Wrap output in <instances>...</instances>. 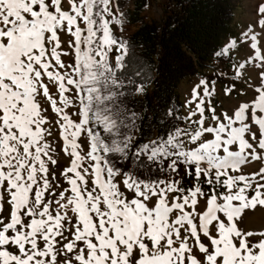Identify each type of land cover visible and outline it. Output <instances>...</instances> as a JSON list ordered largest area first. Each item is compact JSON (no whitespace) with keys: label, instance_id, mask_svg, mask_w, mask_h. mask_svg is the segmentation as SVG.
Returning a JSON list of instances; mask_svg holds the SVG:
<instances>
[{"label":"snow or ice","instance_id":"snow-or-ice-1","mask_svg":"<svg viewBox=\"0 0 264 264\" xmlns=\"http://www.w3.org/2000/svg\"><path fill=\"white\" fill-rule=\"evenodd\" d=\"M125 22L120 0H0V264H264V0L148 136Z\"/></svg>","mask_w":264,"mask_h":264},{"label":"trees","instance_id":"trees-1","mask_svg":"<svg viewBox=\"0 0 264 264\" xmlns=\"http://www.w3.org/2000/svg\"><path fill=\"white\" fill-rule=\"evenodd\" d=\"M120 0L126 23L137 29L126 40L131 57L141 68L146 95L132 98L145 121V135L157 131L153 114L172 105L182 111L178 84L206 69L210 53L229 33L233 18L232 0H163L164 17L160 23L148 22L142 13L148 0Z\"/></svg>","mask_w":264,"mask_h":264},{"label":"rangeland","instance_id":"rangeland-1","mask_svg":"<svg viewBox=\"0 0 264 264\" xmlns=\"http://www.w3.org/2000/svg\"><path fill=\"white\" fill-rule=\"evenodd\" d=\"M234 4V10H233V18L232 22L229 26V33L226 34L222 40L225 41L229 37H235L237 36L241 30L245 27V25L248 23L250 18V0H232ZM126 9H132L133 8V0H129L126 5ZM164 6H163V0H148V7H146L142 13L144 19L148 22H158L160 23L164 17ZM137 25L136 24H128L125 22L124 25V31H123V37L126 39L130 34H132L134 31H136ZM242 53H234V55H240ZM223 67L222 64L215 62L213 59L210 60L207 65L206 69L199 70L198 73L195 76L188 77L184 80H182L177 87V94L179 97V100L182 104V112L184 111L183 105L185 103V100L189 97L191 88L198 82V80L202 77H212L216 74L217 69ZM231 81V77H228L224 80H219L216 83V101H218L223 106H228L229 104L233 103V101L236 98L235 93L231 95V97H224L223 95V88L229 84ZM243 85H237V90H239ZM258 216V215H257ZM256 216V217H257ZM258 219L261 217H257ZM247 223L249 224L252 221H256V218H248Z\"/></svg>","mask_w":264,"mask_h":264},{"label":"bare ground","instance_id":"bare-ground-1","mask_svg":"<svg viewBox=\"0 0 264 264\" xmlns=\"http://www.w3.org/2000/svg\"><path fill=\"white\" fill-rule=\"evenodd\" d=\"M250 18H252V0H250ZM246 223L247 220H249L248 218H250L252 220V218H256V221H252L249 224L250 225H260V224H264V207H261L259 205L256 206L255 209H249L246 210ZM258 215V216H257ZM261 217V218H257V217Z\"/></svg>","mask_w":264,"mask_h":264}]
</instances>
